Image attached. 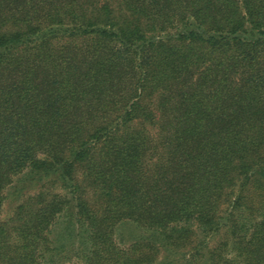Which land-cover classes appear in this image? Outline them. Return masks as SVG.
Returning <instances> with one entry per match:
<instances>
[{
  "label": "trees",
  "instance_id": "trees-1",
  "mask_svg": "<svg viewBox=\"0 0 264 264\" xmlns=\"http://www.w3.org/2000/svg\"><path fill=\"white\" fill-rule=\"evenodd\" d=\"M0 264H264V0H0Z\"/></svg>",
  "mask_w": 264,
  "mask_h": 264
},
{
  "label": "rangeland",
  "instance_id": "rangeland-1",
  "mask_svg": "<svg viewBox=\"0 0 264 264\" xmlns=\"http://www.w3.org/2000/svg\"><path fill=\"white\" fill-rule=\"evenodd\" d=\"M32 176H34L33 173L27 170L18 176L16 180L5 189L4 193L6 198L2 208L3 218L9 217L13 213L15 207L24 201L30 190H36L38 188H34V184L32 181H30ZM64 220L65 217L62 215L59 221L60 223L55 229V232L62 228L64 225ZM141 233L142 231L136 226L132 224H124L118 228L116 236L123 245H127L133 242L139 235H141Z\"/></svg>",
  "mask_w": 264,
  "mask_h": 264
}]
</instances>
